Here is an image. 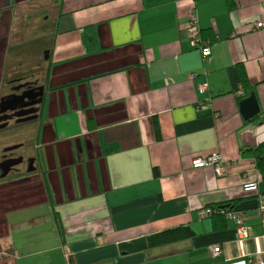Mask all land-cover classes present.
Wrapping results in <instances>:
<instances>
[{"label": "crops", "instance_id": "obj_1", "mask_svg": "<svg viewBox=\"0 0 264 264\" xmlns=\"http://www.w3.org/2000/svg\"><path fill=\"white\" fill-rule=\"evenodd\" d=\"M193 8L211 42L206 61L187 34ZM260 19L264 0H0V102L26 100L27 79L42 88L36 114L20 112L31 119L30 156L0 172L6 264L264 258V192L243 189L259 179L252 148L264 140ZM238 64L260 107L249 120L239 110L248 94H238ZM214 153L223 174L193 167ZM225 202L248 237L229 217L200 216ZM181 225L193 234L119 251L121 242Z\"/></svg>", "mask_w": 264, "mask_h": 264}, {"label": "rangeland", "instance_id": "obj_2", "mask_svg": "<svg viewBox=\"0 0 264 264\" xmlns=\"http://www.w3.org/2000/svg\"><path fill=\"white\" fill-rule=\"evenodd\" d=\"M27 80L28 81H25V83L22 86H25L31 89L29 91L34 90L33 92L34 94L32 95V99L30 97V94H26L25 105L21 107L28 111V113H25V115L30 116L31 114H34L33 111L36 110V108L38 107L42 88L37 87L40 85L39 84L37 85L35 83V79H32V80L27 79ZM7 87L9 86H6V88ZM11 88L15 92H16V89H18L16 88L15 85L11 86ZM9 97L12 98L11 95ZM12 100H13V103H15L14 99ZM14 105L11 104L7 106L8 107L7 109L9 111H14V109L20 107V106H14ZM9 114L8 116H4L3 114H2L3 116H0L1 117L0 118V123H1V126H0V172L2 170L1 168L2 164L3 165L7 164L4 170L7 171V173L11 172L10 174H12L14 173L13 170L15 168L19 169L22 165H23L22 167H24L26 163V158L30 156V146L32 143L31 140L33 139V134L30 131V128L32 127V124L29 122L31 121L30 117L23 120L20 118L22 114L13 112L12 113L13 119H9ZM3 123H5L4 126H2ZM21 135H24L25 137H21ZM5 158L7 159V162L12 160L11 164L7 163L4 160ZM1 181L2 180H0V182ZM7 253H8V250H5V248L3 247L2 241H1L0 242V264H6V262L10 263L9 256Z\"/></svg>", "mask_w": 264, "mask_h": 264}, {"label": "built area", "instance_id": "obj_3", "mask_svg": "<svg viewBox=\"0 0 264 264\" xmlns=\"http://www.w3.org/2000/svg\"><path fill=\"white\" fill-rule=\"evenodd\" d=\"M253 27L254 28L264 27V20L262 19L257 20L253 24ZM187 34H188V38L192 46L199 49L201 55L204 57L203 58L204 61H206L210 57V54H211V50H210L211 42L208 39L203 38L201 35V30L198 24V19H197V14L195 12V8L191 9V11L188 14ZM205 88H206V83L200 84L201 90ZM238 94L242 95L243 92L239 91ZM192 163H193V167H196V168L211 166L214 169V172L216 175H221L223 174V171H224L223 160L217 153L210 154L209 156H206V157L196 158L192 161ZM243 189L245 191L258 190V183L257 181L243 182ZM217 209H218L216 210L217 212L235 221L237 225V232L240 237L249 236L250 227L245 225L241 214L231 211V209L225 208V207H219ZM212 211H213L212 207L208 206L200 210L199 214L200 216H203L205 214L212 213ZM263 211H264V208H263ZM210 250L212 254H217L220 251V247L219 245H211ZM228 264H264V258L257 259L254 261L242 259V260H237L235 262H231Z\"/></svg>", "mask_w": 264, "mask_h": 264}, {"label": "trees", "instance_id": "obj_4", "mask_svg": "<svg viewBox=\"0 0 264 264\" xmlns=\"http://www.w3.org/2000/svg\"><path fill=\"white\" fill-rule=\"evenodd\" d=\"M229 5L231 6L232 2H229ZM238 76H239V81L243 88L242 89L243 94L241 95L243 97L252 91V86L249 83L245 69L241 64H238ZM252 151L255 158V165L259 171V179L257 180V183L261 192H264V140L261 141L255 147H253ZM153 174L155 176L158 175V171L156 168H154ZM230 204H231L230 202H225L223 204H218L216 206H218L217 208L219 207L229 208ZM211 207L213 209L214 206ZM215 211L216 210L213 209L212 214L214 213V214L222 215L219 212H215ZM192 234L193 231L189 226L181 225L172 228H167L147 236L132 239L127 242H121L119 243V251L121 253H129L137 250H142L150 246H155L162 243L171 242L185 237H189Z\"/></svg>", "mask_w": 264, "mask_h": 264}, {"label": "flooded vegetation", "instance_id": "obj_5", "mask_svg": "<svg viewBox=\"0 0 264 264\" xmlns=\"http://www.w3.org/2000/svg\"><path fill=\"white\" fill-rule=\"evenodd\" d=\"M16 86V88H18V89H16V91H18L19 89H20V85L18 84V85H15ZM34 92V90H32V91H28V92H26L25 94H30V97H31V99H32V95L34 94L33 93ZM10 96V95H9ZM5 97L4 99H2V101L0 102V110H2L3 111V115L4 116H8V114L9 113H12V112H16V111H18V110H20L19 111V113L21 112V110L22 109H24V108H22V107H18V108H16V109H14V111H9L7 108V106H9V105H11V104H15L14 106H24L25 105V102H26V100H24L21 96H16V95H11L12 96V98H10V97ZM12 99H14V102L15 103H13V100ZM21 108V109H20ZM5 110V111H4ZM34 112V114H32V115H35L36 114V112L35 111H33ZM4 124L5 123H3L2 124V126H4ZM1 126V125H0ZM4 155V154H3ZM4 157V156H3ZM15 159H17V158H15ZM14 159V160H15ZM6 162H7V159L5 158L4 159ZM3 160V161H4ZM2 161V162H3ZM11 161L12 160H10V161H8L7 163H9V164H11ZM7 165V164H6ZM6 165H3L2 164V166H1V168H2V170H1V172L2 171H4V168H5V166Z\"/></svg>", "mask_w": 264, "mask_h": 264}, {"label": "water", "instance_id": "obj_6", "mask_svg": "<svg viewBox=\"0 0 264 264\" xmlns=\"http://www.w3.org/2000/svg\"><path fill=\"white\" fill-rule=\"evenodd\" d=\"M239 110L245 120H249L258 115L260 107L254 91H251L246 97L239 101Z\"/></svg>", "mask_w": 264, "mask_h": 264}]
</instances>
